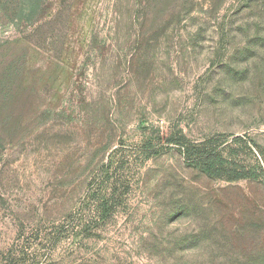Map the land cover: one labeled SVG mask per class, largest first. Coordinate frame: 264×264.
Listing matches in <instances>:
<instances>
[{"label":"rangeland","instance_id":"rangeland-1","mask_svg":"<svg viewBox=\"0 0 264 264\" xmlns=\"http://www.w3.org/2000/svg\"><path fill=\"white\" fill-rule=\"evenodd\" d=\"M0 264H264V0H0Z\"/></svg>","mask_w":264,"mask_h":264},{"label":"trees","instance_id":"trees-1","mask_svg":"<svg viewBox=\"0 0 264 264\" xmlns=\"http://www.w3.org/2000/svg\"><path fill=\"white\" fill-rule=\"evenodd\" d=\"M236 139H240L237 137ZM183 157L196 168L211 176L225 175L228 178H256L257 174L245 165L230 166V162L218 151L212 142L196 144L193 142L182 143L180 146Z\"/></svg>","mask_w":264,"mask_h":264}]
</instances>
